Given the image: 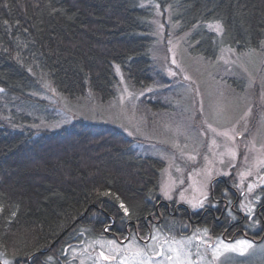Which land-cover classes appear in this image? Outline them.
<instances>
[{
    "label": "trees",
    "instance_id": "obj_1",
    "mask_svg": "<svg viewBox=\"0 0 264 264\" xmlns=\"http://www.w3.org/2000/svg\"><path fill=\"white\" fill-rule=\"evenodd\" d=\"M156 11H168L167 30L190 33L193 55L212 59L230 48L264 58V0H0V92L27 104L46 78L60 96L91 94L105 102L115 96L117 68L133 87L150 86L157 76L150 56ZM24 113L19 119L28 122ZM2 123L0 262L65 264L64 251L81 242L79 232L140 237L157 212L170 217L158 197L162 164L137 153L117 128L74 120L33 133ZM223 183L217 179L214 196ZM260 196L253 209L261 214L254 217L259 230L247 217L235 227L256 243L264 240V192ZM177 207L183 216L204 211ZM231 221L228 215L215 220L210 211L200 218L212 236Z\"/></svg>",
    "mask_w": 264,
    "mask_h": 264
},
{
    "label": "rangeland",
    "instance_id": "obj_2",
    "mask_svg": "<svg viewBox=\"0 0 264 264\" xmlns=\"http://www.w3.org/2000/svg\"><path fill=\"white\" fill-rule=\"evenodd\" d=\"M157 12L150 20V56L157 73L150 86L133 87L117 68L113 98L102 102L86 94L70 100L41 78L27 104H15L0 92V121L12 131L33 133L56 130L74 120L111 125L132 140L137 153L162 164L159 201L195 212L208 204L220 179L231 186L228 193L250 216L252 230L258 231L252 215L264 192V58L230 48L212 59L193 55L187 42L190 33L167 30L168 11ZM24 112L30 116L28 122L19 119ZM198 223L191 226L184 217H169L160 225L152 223L149 233L137 238L79 232L81 242L64 251L65 264H176V253L169 247L182 249L183 264H264V240L227 235L225 240ZM176 224L180 226L175 229ZM240 240L251 244L243 255L222 252L213 260L221 242L233 245ZM102 252L112 259L101 258Z\"/></svg>",
    "mask_w": 264,
    "mask_h": 264
},
{
    "label": "flooded vegetation",
    "instance_id": "obj_3",
    "mask_svg": "<svg viewBox=\"0 0 264 264\" xmlns=\"http://www.w3.org/2000/svg\"><path fill=\"white\" fill-rule=\"evenodd\" d=\"M225 185V188H224V190H226V194H223V195H219V196H214V194H213V192L211 193V200H210V202H209V204H205L202 208H203V212L202 213H200V217H197V215H193V216H191V214L190 215H186V216H183L182 214H179L178 213V207H172V209L170 210V207H169V203L167 204V205H165V209L167 210V213H168V215L171 217V218H176L177 216H179V217H185V219H186V221L185 222H187V223H192V225L191 226H195V225H199V223L198 222H200V218H201V216L205 213V212H207V211H210L211 213H212V215H213V218L215 219V220H218L220 217H222V216H224V215H228V217H229V219L230 220H232L231 222H229L228 223V225H227V227H226V229H225V231H223L222 233H221V237H223V239H225L226 240V238H225V232L226 233H228V231L229 232H231L232 231V233H231V237L230 238H228V239H232V238H234L235 237V234L237 233V231L239 230L240 232H243V237H247V238H249L250 237V235H248V234H246L243 230H240V229H238V228H235L236 227V225H237V223L241 220H244L245 218L244 217H247L246 218V222L247 223H249L250 225H251V218H250V216H248L247 214H245V213H242L239 209H237V203H236V201H237V198L236 199H231L229 196H230V194L228 193V189L230 190V192H232V190H231V186L230 185H228L227 183L226 184H224ZM226 185H227V187H226ZM234 190V189H233ZM212 191H214V190H212ZM215 192V191H214ZM235 194V193H234ZM230 198V199H229ZM257 201H259V199L258 200H256L255 201V203L257 202ZM220 203H222V208H221V210H220V213L218 214V215H216V213L214 212L215 211V209H216V207L220 204ZM210 206V207H209ZM257 205L255 204L254 206H253V209H255V207H256ZM262 207H264V203L262 204ZM256 212H253V215H252V217L254 218L255 217V214H257L259 217H260V212H259V210H255ZM229 213H231V214H229ZM239 216L240 215V219H238L236 216ZM157 216H158V218L157 219H154V218H151L150 219V223H146V222H144V226H145V228H149L150 227V225L153 223H155L156 225H160L166 218H168V216H165V215H163V214H160V213H158L157 212ZM261 219V218H260ZM262 220V219H261ZM200 223H202V222H200ZM134 227H135V225H134ZM197 227V226H196ZM149 231V230H148ZM108 232V231H107ZM149 233V232H148ZM253 232H251L250 234L251 235H253L252 234ZM130 235V233H128L127 234V238H128V236ZM138 237V236H137ZM136 237V238H137ZM252 237V236H251ZM66 263V262H65ZM0 264H8V263H6V262H0ZM28 264V263H27Z\"/></svg>",
    "mask_w": 264,
    "mask_h": 264
},
{
    "label": "snow or ice",
    "instance_id": "obj_4",
    "mask_svg": "<svg viewBox=\"0 0 264 264\" xmlns=\"http://www.w3.org/2000/svg\"><path fill=\"white\" fill-rule=\"evenodd\" d=\"M217 28H219V25H217ZM225 135H227V134L225 133ZM262 163H264V162H262ZM251 190L252 189L250 187L249 191H251ZM121 207H124L123 204L121 205ZM249 211H251V209H249ZM125 212L127 213V209H125ZM110 243H112V242H110ZM174 243H177V242H174ZM250 247H251V244L249 242L245 241V240L237 241L233 245L223 244L221 242V244L217 245L216 248L213 251V260L219 259V257L221 256L222 252H238L241 255H243L244 252ZM168 251L176 253V256H175L176 264H183V262L180 260V253H181L182 249L169 247ZM157 254L159 255L160 253H157ZM100 255H101V258H103L105 260L112 259L111 257L105 256L103 252ZM137 255H141V253L138 252ZM167 259L169 261H172L173 257L172 256H168ZM121 264H124V262L122 261ZM189 264H191V261H189Z\"/></svg>",
    "mask_w": 264,
    "mask_h": 264
}]
</instances>
